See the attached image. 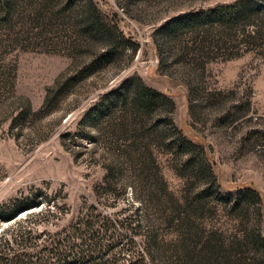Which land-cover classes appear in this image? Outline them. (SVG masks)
<instances>
[{
  "label": "rangeland",
  "instance_id": "1",
  "mask_svg": "<svg viewBox=\"0 0 264 264\" xmlns=\"http://www.w3.org/2000/svg\"><path fill=\"white\" fill-rule=\"evenodd\" d=\"M240 1L0 0V203L40 194L17 218L61 206L52 231L108 213L144 264H264V0L248 20L164 28ZM136 76L167 100L145 112L133 81L115 102ZM190 219L219 239L213 259L180 246Z\"/></svg>",
  "mask_w": 264,
  "mask_h": 264
},
{
  "label": "trees",
  "instance_id": "2",
  "mask_svg": "<svg viewBox=\"0 0 264 264\" xmlns=\"http://www.w3.org/2000/svg\"><path fill=\"white\" fill-rule=\"evenodd\" d=\"M258 10L257 0H243L237 4L219 5L206 12H189L173 17L165 23L164 28H171L176 33L186 28L190 32H197L213 21L225 26L236 20H248ZM91 67L92 65L89 68ZM133 81V103L145 112H151L160 102L167 100L164 93L146 85L141 77L136 76L125 79L114 90L112 94L113 97L116 96L115 102L122 101L125 105L129 103L128 92ZM108 95L105 94L103 98L111 96ZM113 106L114 102L109 103L104 112H109ZM245 191L262 198L260 192L251 186H247ZM41 199L40 194L31 193L0 203V225L9 222L0 230V264H144L142 256L131 251L132 239L119 245L120 237L115 231L119 221L108 213L95 212V208L86 211L74 222L63 224L53 231L47 228V222L43 218H54L58 212H62L61 206L53 207L48 203L46 207L43 205L39 210L17 218L24 211L40 206ZM178 228L180 246L187 245L186 248L191 249L201 261L202 256L214 258L219 241L215 235H209L204 241L199 224L191 219L182 222ZM105 240H108L107 244ZM228 242L231 243V248L233 242ZM152 244L150 235L147 239L150 254Z\"/></svg>",
  "mask_w": 264,
  "mask_h": 264
}]
</instances>
